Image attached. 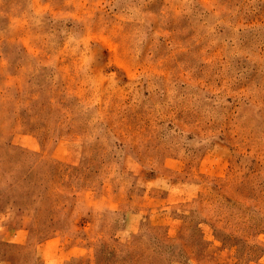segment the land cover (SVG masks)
<instances>
[{"label": "rangeland", "instance_id": "374dc122", "mask_svg": "<svg viewBox=\"0 0 264 264\" xmlns=\"http://www.w3.org/2000/svg\"><path fill=\"white\" fill-rule=\"evenodd\" d=\"M0 264H264V0H0Z\"/></svg>", "mask_w": 264, "mask_h": 264}]
</instances>
